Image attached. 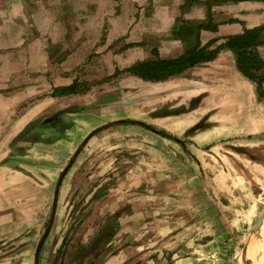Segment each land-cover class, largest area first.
Wrapping results in <instances>:
<instances>
[{
  "label": "crops",
  "instance_id": "crops-1",
  "mask_svg": "<svg viewBox=\"0 0 264 264\" xmlns=\"http://www.w3.org/2000/svg\"><path fill=\"white\" fill-rule=\"evenodd\" d=\"M181 1L170 0L154 7V24L148 27V32L158 38L155 42L156 47H149L153 49L154 53L155 50L158 53L155 54L154 58H157V56L161 58H178L189 48V45H187L189 40L185 41L173 35V27L179 16L184 19H195L199 22L207 20L208 8L206 3H198L182 14L181 8L178 7ZM7 5L12 6V3ZM20 9L18 7V10ZM11 11L12 9L9 10L0 6V264H15L14 258L17 256L23 257L21 263L29 264V258L35 251L33 247L40 239L43 227L46 224L45 219L52 208L55 191L52 185L54 177L60 171L61 161L68 160L69 154L73 153L78 141L77 133H81V130L78 129L80 121L76 118L79 112L72 115L64 114L62 123H60V127H62V125L69 124L71 120L75 122L72 127V135H74L72 141L69 139L71 132L68 131L63 134L64 139L60 134L59 139L55 142L37 141L29 149V154L23 157L19 154V157H17L18 160L28 158L44 161L47 171L45 179L41 181L37 178L34 179L29 172H23L19 168H24L22 164H15L10 161L13 159L12 153L14 152L12 143L17 135L33 121L50 118V115L57 111H59L57 114H60L62 111L67 110L71 105L61 106L62 100L70 101L71 98L76 100L82 97L80 94L75 95V97L70 95L53 96L52 92L57 86L70 85L78 77L77 66L79 63L86 62L85 57L90 55V52L85 55H83V52L87 47L89 49L94 47L99 41V36H93L90 31H92V28H95V31H101V24H86L85 31L82 33L83 38L79 41L76 34L77 28L76 30L75 28L70 30L69 27H66L67 29H64V32L68 31L70 34V42L68 41L67 47L76 49L60 62V60H51L46 50L50 43L53 44L60 40V31L53 32L50 40L37 39L32 40V42H30L26 31H21L14 36L13 22L8 19V16L13 14ZM211 21L217 24L218 28L215 31L201 29L200 47L205 46L211 40H216L207 47V50H216L218 46L226 42L229 36L264 25V0L214 3L211 8ZM21 22L23 21L21 20ZM55 26L53 25L54 28ZM20 27L25 30L22 24ZM122 31H124L123 34L130 32L129 42H138L137 37H140V35L137 33V29L130 31L128 26L123 28ZM64 43L67 44L66 41ZM77 46L81 47L79 48L81 50H78ZM135 48L136 46L133 47V49ZM256 50L259 52L261 59L264 60V43L257 45ZM118 57L119 55L116 52L111 51L108 54L96 57L99 60L97 64H102L108 70L105 62L108 59H111L112 62L113 60L116 61ZM140 60L146 59H138L137 61ZM92 63L93 61L90 67H92ZM149 83L154 84V87L153 85L150 86V90L153 91V88L155 90V105L152 110L163 112L169 102L173 107H177L179 104L178 108L185 106L182 105L184 102L189 103V110L178 113V115L184 114L181 118L182 121L174 126L167 125L174 132L173 141L175 142L172 145L160 147L157 141L144 139L138 142L136 140V143L142 145L141 148L144 149L141 152L132 153L130 155L131 159L147 158L148 156L147 159L152 160L167 159L171 161L184 160L186 162L196 160L198 161V166H196L198 173L205 179V176L210 174L207 172L205 175L203 172L207 169V166H213L214 168L217 163L221 165V160L224 158L235 161L237 159L229 151L223 152L224 154L219 152L218 147L222 144L230 145L231 149L243 158H250L254 163V169L252 170H257L256 165L261 166L258 168L262 169V166H264V99L259 97L256 83L237 68L236 55L231 49L220 48L217 56L212 60H204L190 67L181 75L164 81H150ZM90 86L92 87L91 84ZM90 92L89 90L88 93ZM133 93H136L137 96L139 88H136V91L134 89ZM154 93L152 92V94ZM72 105L76 106L77 103L75 102ZM224 113H227L225 117L227 121L224 119L227 125L221 123ZM119 118L118 121L116 120L115 125L119 124L120 126L127 121V119ZM134 122L137 125L143 124L140 121ZM82 125L87 124L82 122ZM115 125L111 122L104 126L112 127ZM195 126H197L194 130L195 133H189L185 138L176 137V135L180 136L177 133L180 129L188 133ZM53 131L56 132L54 129ZM33 133L42 137L48 135L41 129L34 130ZM170 134L172 135V133ZM66 135L67 138H65ZM160 135L155 133L153 135L154 139L159 138L161 142L164 138H169ZM221 135L228 137L229 140L222 141ZM243 135L246 138L239 139ZM118 139L120 140L118 147L123 150L124 147L121 146V143L124 137L118 135ZM167 140H172V138ZM62 143L65 144L63 149L61 147ZM22 144L23 142H20L18 146L20 147ZM122 144L124 145V143ZM102 158L112 161L119 159L118 156L105 157L104 155H102ZM111 169L112 167L106 169L103 173L108 175L112 171ZM55 170L58 171L55 172ZM111 174L116 175L114 172ZM224 174H228L226 168H224ZM123 175L120 173L117 177H108L107 182H109L108 184L111 183V186L107 185V191L101 197L102 200L105 198H108V200L99 207L98 212L94 210L88 216L90 219L93 218L94 212L98 214V217L105 214L108 218L110 211V214H115L118 219H126L122 221L125 227L122 231H140L143 224L145 226L142 229L146 231L149 224L146 219H158V222H163L166 219H180L183 220L184 224L186 223L185 219H215L216 208L220 209L221 205H224L220 198L213 195L212 203L209 205L212 213H210L211 217L208 216L204 199L208 198L207 194L210 190L208 185L201 183L200 178H198L200 191H198L199 194L196 197V211L191 212L192 207L189 201H194L192 196L196 195L197 192L187 182L178 183L177 181L176 184H172L174 186L172 192L177 195L175 199L172 198V192L170 193V200H166V194L160 199L156 194V200L158 201L153 202L151 200L155 196L151 191H153L154 186L141 191L138 186H135V181L130 186L122 185ZM100 176L104 177L106 174L101 173ZM176 176H178L177 173L173 177ZM173 177H171L172 181L174 180ZM114 179L116 183H114ZM235 180L233 179L232 182H236ZM217 186L220 188V185ZM235 187L230 183L226 190L238 199L239 196H236L238 191ZM218 188L212 186L211 191L215 194L219 190ZM262 188L264 189V187ZM73 192L69 185L68 189L61 190L60 203L62 201L64 203L62 206L64 213H66L64 207L67 206H65V197H70ZM62 194H64L63 198ZM259 194L263 195L264 190L260 191ZM242 196L240 197L242 198ZM113 197L117 201H110V198ZM227 198L229 201L233 200L230 196H227ZM244 198L252 200L253 196L245 194ZM257 201H259V198H257ZM68 204L71 205V202L69 201ZM256 204L258 205V203ZM93 208H96V206ZM167 209L169 210L167 211ZM62 217L61 211L58 212L57 219ZM256 228L249 235L247 243L239 256V264H241L243 255L249 249ZM56 234H58L57 230L52 233L53 237L49 240V243L47 241L50 251L57 243ZM139 238H141L140 233ZM19 245H23V247L20 248ZM59 245L57 244L56 247L58 248ZM56 247H54L55 256L57 254ZM121 251L125 250L122 249Z\"/></svg>",
  "mask_w": 264,
  "mask_h": 264
},
{
  "label": "rangeland",
  "instance_id": "rangeland-1",
  "mask_svg": "<svg viewBox=\"0 0 264 264\" xmlns=\"http://www.w3.org/2000/svg\"><path fill=\"white\" fill-rule=\"evenodd\" d=\"M169 1L170 0H0L1 7H6L9 10L12 9L11 12L13 14L8 16V19L13 22L12 30L14 36L21 31H26L30 42H32V40L34 41L37 39L50 40L53 32H56V30L60 31V40L53 44L50 43L46 48L51 60H60V62H62L65 57L76 49L67 47L68 41L70 42V34L68 31L64 32V29H67L66 27H69L70 30H73L72 28L76 30L77 28L76 34L79 41L83 38L82 33L85 31L86 24H101V31H95V28H92V31H90L93 36H99V41L91 49H89V47L85 49L83 55L89 52L90 55L85 57L87 59L86 62L79 63L77 66L78 78L92 85V89H90L91 92L88 94L85 93L86 95L84 94L76 100H72L71 98L70 101H61V106L72 105L76 102L77 105L83 107L78 110L79 115L76 117L77 120L80 121V123H78V129L81 130V133H77L76 137L78 141L75 138L77 144L73 150V153L75 151L80 152L78 153V157L73 158L75 162H73V160L71 161L74 163L72 167L71 164L66 163L68 160L61 161L60 171L55 175V179L52 183L55 188L52 208L45 219L46 224L43 227L40 239L36 242V246L33 247L35 251L29 258V264H37V247L43 237L44 240L40 250L38 264H55L56 262L59 264H76V259H78L85 244L90 246L96 241L106 224H109V227H113V233L109 240H105L99 244L98 251L100 254L96 259L98 264H239V256L247 243L249 235L253 232L256 223L264 211V194H259L260 191L264 190L263 188L261 189V187H264V166L260 169L258 167L261 166L256 165L257 170H252L254 169V163H252L250 158H243L238 153L234 152L230 145L222 144L218 147L219 152L223 153L229 151V153L234 154L238 160L236 159L235 161L224 158L221 160V165L217 163V166L214 168L213 166H207V169L203 172L205 175L207 172L210 174L208 176L206 175L205 179L198 173V168L196 167L198 166V161L196 160L188 162L184 160L171 161L167 159L152 160L147 159L149 158L148 156L147 158H130L132 153L141 152L144 149L141 148L143 147L142 145L136 143V140L138 142L144 139L157 141L160 147L172 145L175 142L173 141L174 132L168 126H174L179 121H182L181 118L184 114L178 115V113H181V111L187 112L189 110V103L185 102L182 104L185 105L183 106L184 108H178L179 104L177 107H173L171 102H169L170 106L167 104L168 106L166 105L165 111L163 112L152 110L155 105V90L153 88V91H151L150 86L153 85L154 87V84L149 83L150 81H143V79L136 77V75L132 73L125 72L124 70L126 67L132 65L133 62H137L138 59L147 60L149 58H154L155 53L152 51L153 49L149 47H156L155 42L158 38H155L148 32V27L154 24V7H158L160 3L164 4ZM9 3H12V6H8L7 4ZM198 3H206L209 9V7L212 8L215 1L198 0L197 2L189 3V6L186 0H182L178 7L181 8L183 14ZM17 6L21 9L18 10ZM209 14L211 15V10L207 13L206 21L209 19ZM180 17L181 16L178 18ZM21 20L23 22H21ZM187 20L199 22L195 19ZM21 24L25 30L20 27ZM53 25H56L55 28ZM138 25L141 26V28H139ZM128 26L130 31L133 29L138 30L137 33L140 35V37H137L139 39L138 42L128 41L130 32L123 34L124 31H122V29ZM144 26H146V28H144ZM87 35L90 36L89 34ZM65 41L67 44L64 43ZM191 42L195 43L196 40L191 37L187 45L190 46L192 44ZM129 44L134 45L126 46ZM134 46H136L137 49H133ZM77 48L81 50L79 49L81 47L77 46ZM111 51L116 52L119 57L116 58V61L113 60L112 62L111 59H108L105 62V65L108 67V72L102 75H95L88 69L86 70L87 64L92 61L93 66L99 63L96 57L102 54H108ZM116 71L121 73L113 77ZM105 77L113 78L102 84L98 83L99 80ZM136 88H139L137 96L136 93H133L134 89L136 91ZM152 92L154 94H152ZM166 111L170 112L171 115L167 114ZM226 114L227 113H224V118H222L221 121V123H225V125H227L224 120L226 119L227 121V118H225ZM118 118L127 119V121L125 124L121 123L122 125L120 126L119 124L115 125ZM134 121H140L153 128L151 129L142 124L137 125ZM82 122L87 125H82ZM111 122L115 126H104ZM99 127H103V129L100 130ZM165 129L172 133V135ZM68 131L71 132L69 139L72 141L74 138V135H72L73 130L69 128L65 134ZM160 131L168 133L166 137L169 138L167 139L172 138V140H167L165 138L161 142L159 138L155 140L153 135L155 133L160 135ZM177 133L180 134V136L176 135V137L185 138L189 133H195V131L193 130L187 133L180 129ZM118 135L124 137L122 142L124 145L121 143V146L124 147L123 150L118 147L120 143ZM63 137L64 135L62 139H64ZM65 138H67V135ZM221 138L222 141L229 140L228 137L224 135H221ZM244 138H246L244 135L239 137V139ZM12 146L14 151L19 150V148L17 150L15 149V144L12 143ZM64 146L65 144L62 143V149ZM102 155L105 157L118 156L119 159L114 161L104 160ZM18 159L19 158H13L10 161L15 164H22L24 168H19L23 172H29L30 176L34 179L37 178L39 181L45 179L47 167L44 166V161H36L28 158L24 160ZM223 166L228 171V174H224ZM110 167H112L110 173L114 172V174H116L114 177H117L120 173L124 174L122 185L130 186L134 183L133 181H135V186H138L141 191L150 186H154L153 191H151L155 196L154 199L151 200L153 202L158 201L156 200V194L159 199L166 194V200H170V193L173 191L172 187H174L172 184H176L177 181L178 183H184L185 181L197 192L196 195L192 196L194 201H189L192 207L191 212L196 211V197L199 194L198 191H200V182L198 178H200L201 183L203 185H208L210 190L207 194L208 198L206 197L204 199L205 208L208 212L207 214H209L208 216L211 217L210 213H212V209L209 205L212 203L213 195L220 198L224 205H221L220 209L216 208L215 219H185V224L183 220L180 219H166L163 222H158V219H146V221L149 222L146 231L142 229L143 226H145L143 224L140 231L124 232L122 230H124L125 227L122 221L126 219H118L115 214H110V211L108 218H106L105 214L102 217H98V214L95 212L93 213L92 219L88 217L94 210L98 212L99 207L108 200V198L102 200L99 196L92 199V196L95 195L94 190V192L87 197L86 202L84 196L87 193L88 185L92 180L95 181L96 179L97 182L101 179V183L103 180L102 176L99 174ZM56 171L58 170H55V172ZM175 173H177L178 176L173 177ZM61 177L62 182L59 186L58 200L55 205V216L54 219H51L54 209L55 193L58 186L57 181L61 179ZM171 177L174 178L173 181ZM233 179H236V182H232ZM230 183L236 186L235 189L238 191L236 196H239L238 199L234 197L235 195H231L230 192L226 190ZM68 185L71 186L72 191L76 190V193L72 198L65 197V206H67L64 207L66 209V213H64V209L62 208L64 203L63 201L60 203V195L62 189H68ZM217 185H220V188H218ZM212 186H216L219 189L215 194L211 191ZM245 194L252 195V200H250V198H244ZM241 195H243L242 198L244 200L240 197ZM227 196H230L233 200L229 201ZM63 197L64 194H62V198ZM176 197L177 195L172 192V198L175 199ZM257 198H259V201H257ZM112 200L117 201L115 197L110 198V201ZM69 201H71V205L68 204ZM256 203H258V205ZM76 204H81V214H84L85 218L79 221V225L76 226V229L74 228L75 233L66 245L67 247L70 246V248L65 246V257L60 261L57 260L54 255V247L61 243L62 235L66 233V230L68 228L71 229L72 225L77 222L75 216L80 210H78V212L75 210L77 207ZM95 206L96 208H93ZM168 210L169 209H167V211ZM60 211L62 216H66L67 219H56L57 213H60ZM48 227L49 229H47ZM56 230L58 233L55 236L57 243L54 245L53 250L50 251V249H48V243L53 237L52 233ZM139 233L141 234V238H139ZM258 241H264V237L257 238L253 233L250 247L252 246L253 249L255 246L256 248V243ZM72 242L74 243L73 246H71ZM18 247L21 248L23 245H19ZM122 249L125 251H121ZM249 254L250 253H248V255L244 254L245 259L243 255L241 264H246L248 262ZM251 254L252 257L255 255L252 251ZM92 257L96 256L93 254ZM22 258L21 256L15 257V264H23L21 263ZM261 263H264V261Z\"/></svg>",
  "mask_w": 264,
  "mask_h": 264
},
{
  "label": "trees",
  "instance_id": "trees-1",
  "mask_svg": "<svg viewBox=\"0 0 264 264\" xmlns=\"http://www.w3.org/2000/svg\"><path fill=\"white\" fill-rule=\"evenodd\" d=\"M198 0H186V2L191 4L192 2H197ZM215 3H222L227 1H242V0H212ZM209 5V3L207 2ZM190 6V5H189ZM189 8V7H187ZM184 8V9H187ZM211 10L209 7L208 11ZM211 15L209 14V20L203 22L189 21L182 17L177 19V23L173 27V35L175 37L182 38L183 40H190L191 37L196 40L192 43L189 48L185 51L183 55L178 58H161L157 56L154 59L140 60L132 65L126 67L125 72H130L136 75L137 77L151 82L164 81L168 78L175 77L183 74L190 67L195 66L196 64L204 60H212L217 56V52L220 48H229L236 55V64L237 68L249 79L254 81L257 86V92L260 98L264 99V60L261 59L259 52L256 50V46L264 43V25L255 27L252 29H246L242 33L229 36L226 39V42L221 44L215 50H207V47L210 46L214 41L211 40L205 46L200 47V31L201 29H210L217 30L218 25L212 23ZM192 35V36H191ZM194 36V37H193ZM134 44H129L126 46H132ZM155 54H158L155 50ZM124 72V71H123ZM121 73V72H120ZM119 71L115 72L113 77L120 74ZM113 77H105L98 83L106 82ZM91 89L90 84L87 82L81 81L78 77L70 85L57 86L54 88L52 95L53 96H68V95H77L88 93ZM164 136H167L168 133L160 131ZM95 184L97 180H95ZM97 195H93L92 199L97 198ZM83 219H76L71 229L68 228L65 236L62 240L61 246L57 250L56 258L62 260L64 258V250L67 247L66 245L71 240L73 236V231L78 226L79 221ZM109 224H106L101 232H104V235L97 237L90 246L85 244V247L82 249V252L76 259V264H98L96 259L98 258L100 252L98 251L99 244L105 240L111 238V232L113 227H109ZM75 228V229H74ZM72 230V231H71ZM75 232V231H74ZM71 244V243H70ZM73 242L71 246H73ZM83 244V243H82ZM66 246V247H65ZM67 248H70L68 246ZM96 257H92V255Z\"/></svg>",
  "mask_w": 264,
  "mask_h": 264
},
{
  "label": "flooded vegetation",
  "instance_id": "flooded-vegetation-1",
  "mask_svg": "<svg viewBox=\"0 0 264 264\" xmlns=\"http://www.w3.org/2000/svg\"><path fill=\"white\" fill-rule=\"evenodd\" d=\"M90 64H87V68L86 70L88 69L91 73H94L95 75L97 74H104L105 72H107V70L103 67L102 64H96V65H92V67H90ZM130 73V72H128ZM90 74V73H89ZM133 74V73H132ZM119 75V74H118ZM134 75V74H133ZM89 76V75H88ZM77 78V77H76ZM75 78V79H76ZM74 79V80H75ZM104 79V78H103ZM73 80V82H74ZM102 80V79H101ZM100 80V81H101ZM104 83V82H102ZM100 83V84H102ZM85 94V93H84ZM84 94H80V96L84 95ZM79 95V94H78ZM86 95V94H85ZM70 96H73L75 97V95H70ZM82 109L83 107L80 106V105H71L67 110L65 111H62L60 114H57L59 111L53 113L52 115H50V118H42V119H37L35 121H33L32 123H30V125L26 126L22 132L20 134L17 135V137L14 139V142L13 144L16 145L15 149L17 150L19 148V150L17 151H14L12 153V158H17L19 157V154L23 156L29 154V149L31 148V146L33 144H35L37 141L39 142H55L59 139V135L61 134L63 136V134H65V132L67 131V129L73 127V125L75 124L74 121H70V123L68 124V126L66 125H62V127H60V123H62V117L64 114H74V113H77L79 109ZM142 125H145L149 128H153L151 127L150 125H147V124H142ZM100 130L103 129V127H99ZM44 130L46 133H48L47 137H42L40 135H37L34 132V130ZM56 130V132L53 131ZM59 130V131H58ZM47 131H50V132H47ZM62 131V132H61ZM167 134V133H166ZM58 136V137H57ZM20 142H23V144L19 147L17 144L20 143ZM80 152V151H79ZM78 151H75L72 155H70V157L68 158V161L66 163H69L71 164V167L74 166V163H72L71 161L73 160L74 157H78ZM23 160L25 158H22ZM27 159V158H26ZM73 162H75V160H73ZM71 169V168H70ZM69 169V170H70ZM97 173L99 174V172L97 171ZM102 174H106V178H104L102 176V182L100 183L101 179L99 180V182H97L96 184L94 182V180H92L89 185H88V189H87V193L86 195L84 196V198L86 199V202H87V197L92 193L94 192L95 190V195L99 196V197H102L105 193V191H107V185L108 186H111L110 184H108L109 182H107L108 180V177L109 176H113V174L111 175L107 173H102ZM100 175V174H99ZM114 177V176H113ZM59 180L57 181V184L59 183ZM97 180V179H96ZM103 182H106V183H103ZM114 183H116L115 179H114ZM56 184V185H57ZM56 187V186H55ZM76 193V190H74V192L70 195V197L72 198V196ZM71 202V201H70ZM77 205V204H76ZM75 205V206H76ZM78 207V208H77ZM76 207V211L78 212V210H80L79 213L76 214L75 216V219H83L85 218V215L84 214H81L82 210H81V204L80 205H77ZM72 218V217H71ZM56 219H57V216H56ZM61 219H67L66 216L62 217ZM81 224V223H80ZM79 225V224H78ZM68 230V229H67ZM66 230V232H67ZM73 234L75 233L74 231L72 232ZM113 232H111L112 234ZM105 233L104 232H101V235H104ZM65 234L62 235V240L64 238ZM62 240H61V243L59 245V247L61 246L62 244ZM58 247V248H59ZM57 248V250H58ZM58 260V259H57ZM61 261V260H60ZM55 264H59L58 262H56ZM62 264V263H61ZM65 264V263H64Z\"/></svg>",
  "mask_w": 264,
  "mask_h": 264
},
{
  "label": "bare ground",
  "instance_id": "bare-ground-1",
  "mask_svg": "<svg viewBox=\"0 0 264 264\" xmlns=\"http://www.w3.org/2000/svg\"><path fill=\"white\" fill-rule=\"evenodd\" d=\"M254 235L257 238H263L264 237V219L262 220L261 226L259 225L256 228ZM260 246H261V249H260ZM251 251L255 253V255L253 257H252ZM248 253H250V254H249L248 262L246 264H263L261 262L264 261V241H262V242L258 241L256 243V248L254 246L253 249H252V246L250 247V245H249V249L247 250L246 255H248ZM244 259H245V255H244Z\"/></svg>",
  "mask_w": 264,
  "mask_h": 264
},
{
  "label": "water",
  "instance_id": "water-1",
  "mask_svg": "<svg viewBox=\"0 0 264 264\" xmlns=\"http://www.w3.org/2000/svg\"><path fill=\"white\" fill-rule=\"evenodd\" d=\"M168 104H169V106H170V103H168ZM167 106H168V105H167ZM181 108H184V107H181ZM166 113H167V114H170V112H166ZM196 128H197V126L191 128L188 132H191V131L195 130ZM66 170H67V169H66ZM61 182H62V177H61V179L59 180V183H58V186H57V189H56L55 199H54V209H53V212H52V215H51V219H54V216H55V210H56L55 205H56V202H57V200H58L59 186H60ZM263 219H264V211H263L261 217L259 218L258 222L256 223L255 228L258 227L259 225H261ZM255 228H254V229H255ZM47 229H49V227H48ZM45 234H46V233H45ZM43 240H44V237L42 238V240L40 241V243H39V245H38V247H37V252H36V263H37V264H38V262H39V255H40V250H41V247H42Z\"/></svg>",
  "mask_w": 264,
  "mask_h": 264
}]
</instances>
